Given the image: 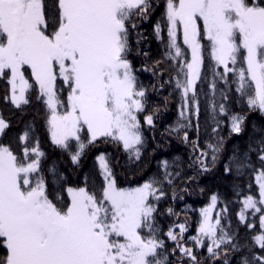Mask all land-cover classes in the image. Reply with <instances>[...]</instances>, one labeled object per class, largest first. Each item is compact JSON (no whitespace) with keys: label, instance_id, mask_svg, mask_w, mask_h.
I'll return each instance as SVG.
<instances>
[{"label":"snow or ice","instance_id":"obj_1","mask_svg":"<svg viewBox=\"0 0 264 264\" xmlns=\"http://www.w3.org/2000/svg\"><path fill=\"white\" fill-rule=\"evenodd\" d=\"M154 8L151 0H0V79L6 78L9 85L4 99L21 108L30 103L26 94L34 91L47 112L51 144L66 152L73 165H79L87 148L100 143L122 146L129 159L141 158L143 126H155V110L144 115L142 124L147 89L129 56L133 32L139 45L143 38L139 24ZM164 16L168 43L163 61L145 71L157 75L159 65L170 62L175 76L165 83L175 81L182 120L198 115L195 88L205 53L211 61L213 94L217 78L225 84L231 78L249 110L264 115V0H165ZM155 35L161 38L159 22ZM217 107L220 116H228L230 134H240L245 117L229 115L226 106L214 100L217 128L213 132L220 125ZM9 126L0 116V135ZM187 126L178 123L171 131ZM183 139L187 142V132ZM19 141L22 155L0 143V264H173L171 257L177 254V264H220L221 260L229 264L228 256L239 251L235 235L222 225L223 212L213 214L215 195L200 210L195 236L185 239L187 221L174 220L163 231L158 215L179 217L172 207L160 213V201L166 196L163 185H172L174 179L167 161L161 162L163 180L150 178L121 187L101 153L96 159L102 185L92 190L87 185L57 189L42 174L45 152L39 141L31 143L29 130ZM223 143L220 137L217 144L208 145L213 163ZM206 156L201 150L196 158L202 171L208 170ZM259 161V198L246 196L238 217L254 230L246 223V214L249 209L253 215L260 213V231L240 264H264V140ZM231 163L238 172L249 166L247 156ZM49 171L55 173V168ZM231 171L225 165V172ZM162 236L172 242L170 251ZM205 247L207 257L199 256Z\"/></svg>","mask_w":264,"mask_h":264},{"label":"trees","instance_id":"obj_2","mask_svg":"<svg viewBox=\"0 0 264 264\" xmlns=\"http://www.w3.org/2000/svg\"><path fill=\"white\" fill-rule=\"evenodd\" d=\"M151 2L155 6L154 11L146 21L139 24L137 31L143 37L139 45L136 43V32H133L132 52L129 56L140 84L147 89V111L141 114V123L143 124L144 115L153 113L155 110V126H143L145 143L139 160L129 159L128 153L120 145L100 143L87 148L79 165H73L66 152H62L51 144L46 127L47 112L43 104L35 99V92L26 94L30 101L29 104L17 108L10 100L4 99L9 94L6 78L0 79V116H3L10 126L5 130V134L0 135V143L9 144L17 154L22 155L19 137L25 130H29L31 143L38 140L41 150L45 152L41 164L42 174L47 183L57 189L87 185L92 190L94 185L97 187L102 185L103 180L96 159L101 153L106 155L117 183L121 187H134L150 178L163 180L165 170L161 162L167 161L169 164L167 171L173 174L174 179L172 185H168L167 182L163 185L166 196L160 201V213L172 207L179 213V217L158 215L163 231H167L174 220L181 223L187 221L188 231L185 233V239L195 236L201 218L200 210L206 207L211 196L215 195L218 198L216 206L220 212H223L222 225L226 231L235 235L236 243L240 245L238 252L228 256L229 264H240L242 258L249 256L252 237L260 231V213L253 215V210L249 209L246 214V223L253 224L254 230L246 228L240 222L238 213L246 196L252 195L259 198L256 175L261 167L259 149L261 141L264 140V115L259 111L249 110L246 98H240L235 91V85L231 83V78L229 84L217 78L213 94L211 88L213 74L209 68L211 61L205 53L202 76L195 88L198 115L193 114L189 119L182 120L179 114L180 93L175 90V81L165 83L175 76L170 62L160 64L161 71L157 75H154L152 71H145V68H152L156 61H163L168 43L167 21L164 16L165 0H151ZM158 22L161 25L160 39H157L155 35V25ZM179 43L181 47H184L183 41L179 40ZM138 48L139 54H137ZM185 51L190 59V53H187L186 49ZM144 53H147V56ZM218 71L222 72L223 69L220 68ZM162 84L163 87H161ZM191 95L192 93H189V96ZM224 95L227 99L223 98ZM213 100L217 105L223 103L229 115L239 114L245 117L243 131L240 134H230L228 116H220L218 107L215 114L220 120V125L217 131L213 132V129L217 128L216 121L213 120ZM193 113H195V108ZM178 123L188 126L179 132H172L171 129L175 128ZM185 132L188 135L187 142L183 139ZM220 137L224 138V143L213 163L212 150L208 148V145L217 144ZM194 143L198 149H194ZM201 150L207 153L204 158L207 171H202L200 165L196 163ZM245 156H247L249 166L238 172L231 161L233 159L243 160ZM225 165H229L232 171L226 173ZM53 167L55 173L49 171ZM176 173L179 175L177 176ZM173 190L176 193L175 200L172 199ZM64 197H67L66 192ZM161 238L166 240L170 251L172 242L167 241L166 237ZM191 244L192 242L189 241L188 246ZM254 250L259 252L258 247ZM198 255L207 257L206 247L200 249ZM177 256L171 257L173 264H177ZM208 264L212 262L208 261ZM220 264H223V260Z\"/></svg>","mask_w":264,"mask_h":264},{"label":"rangeland","instance_id":"obj_3","mask_svg":"<svg viewBox=\"0 0 264 264\" xmlns=\"http://www.w3.org/2000/svg\"><path fill=\"white\" fill-rule=\"evenodd\" d=\"M180 40L182 41V36H181V38H180ZM99 164V163H98ZM259 186V185H258ZM213 196V195H212ZM211 196V197H212ZM211 203V198H210V201H209V203L207 204V205H209ZM207 205H206V207H207ZM216 212H220L219 211V209L217 208V206L213 209V214H215Z\"/></svg>","mask_w":264,"mask_h":264}]
</instances>
